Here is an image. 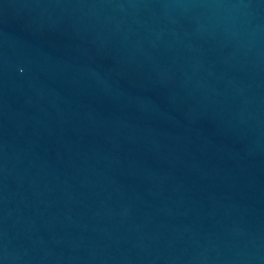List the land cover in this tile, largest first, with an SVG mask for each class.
I'll use <instances>...</instances> for the list:
<instances>
[{
  "label": "water",
  "instance_id": "obj_1",
  "mask_svg": "<svg viewBox=\"0 0 264 264\" xmlns=\"http://www.w3.org/2000/svg\"><path fill=\"white\" fill-rule=\"evenodd\" d=\"M0 264H264V0H0Z\"/></svg>",
  "mask_w": 264,
  "mask_h": 264
}]
</instances>
